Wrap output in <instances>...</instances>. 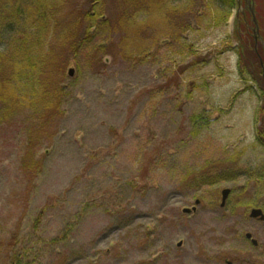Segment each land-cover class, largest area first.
Listing matches in <instances>:
<instances>
[{"label":"rangeland","instance_id":"374dc122","mask_svg":"<svg viewBox=\"0 0 264 264\" xmlns=\"http://www.w3.org/2000/svg\"><path fill=\"white\" fill-rule=\"evenodd\" d=\"M96 1L111 23L87 42ZM171 1L49 0L65 98L50 117L0 123V264L25 248L30 264H264V221L249 216L264 210L250 177L264 90L240 72L254 54L237 53L254 24L221 0Z\"/></svg>","mask_w":264,"mask_h":264},{"label":"trees","instance_id":"16d2710c","mask_svg":"<svg viewBox=\"0 0 264 264\" xmlns=\"http://www.w3.org/2000/svg\"><path fill=\"white\" fill-rule=\"evenodd\" d=\"M221 1L229 8L237 6V0ZM64 2L61 0V3ZM54 4L56 6V0ZM24 5L28 6L27 19L23 13ZM146 5L149 7L148 3ZM96 6L98 9L87 13L88 17H85L87 32L93 28L107 30L109 27L110 20L103 13L102 2L96 1ZM40 7L43 14L37 16L36 8ZM165 8L171 11L173 7L167 5ZM50 9L49 0H0V123L18 111L28 113L37 120L61 110L65 98L60 62L62 53L56 51L59 50L58 38L53 39L54 28L56 30L59 24L52 28V38L44 32L50 26V18L55 15L54 12L49 13ZM252 53L257 64L252 65L249 71L242 68L240 72L244 77L250 74L257 84H261L264 82V71L257 54L254 51ZM201 118L195 117L196 122ZM258 139L264 144L263 128L258 132ZM251 175V178L255 176L264 182V169ZM25 253L26 248L21 254L14 255L12 264H30L25 261Z\"/></svg>","mask_w":264,"mask_h":264},{"label":"bare ground","instance_id":"6f19581e","mask_svg":"<svg viewBox=\"0 0 264 264\" xmlns=\"http://www.w3.org/2000/svg\"><path fill=\"white\" fill-rule=\"evenodd\" d=\"M259 13V12H258ZM43 14V9L40 7V8H36V14L35 15H37V16H41ZM257 16V18H258V14L256 15ZM263 18H264V14H263ZM98 29L97 28H95V31H88L86 34H85V39H86V41L87 42H90L91 41V38L93 37V33H96V31H97ZM98 33H102V32H100L99 30H98ZM250 37L251 36H248L247 37V41H246V43H242L241 42V44H240V47H239V49H237V53L239 54V56L241 55L243 58H246L247 60H248V58H249V55H248V53L249 52H255L256 54L258 53L259 54V51H258V49H257V45L260 43V45H264V41L263 40H260V39H257V38H251L250 39ZM242 40V39H241ZM246 44H247V52L245 53V51L243 50V48H245V46H246ZM248 44H250V47L248 48ZM107 45V42H101V47H100V45H98V48L100 47V48H103L104 46H106ZM103 46V47H102ZM59 48V50L58 49H56V51L58 52V51H60V53H62V50H61V47H58ZM243 50V51H242ZM262 58L264 59V56H262ZM261 57H260V61H261V66H262V68H263V71H264V60L262 59ZM239 63L241 64V60L239 61ZM257 63L255 62V64H252V65H256ZM260 68V67H259ZM67 75H68V77H70L69 76V74H68V72H67ZM264 75V74H263ZM244 76V75H243ZM70 78H72V77H70ZM245 81H250V82H253L254 83V85L258 88V89H261V90H264V82H262L261 84H257L252 78H248V76L247 77H242ZM262 110V109H261ZM263 114H264V106H263ZM262 115V114H261ZM256 120H258V117L256 118ZM264 125V124H263ZM263 129H264V126L262 127ZM261 129V128H260ZM260 129L258 130V132L260 131ZM258 132H257V142L261 145V146H263L264 147V144L261 142V141H259V139H258ZM261 169H259V170H254V169H252V172L251 173H255V172H258V171H260V170H262V169H264V166H262V167H260ZM204 179H201V181H203ZM203 182H206V180L205 181H203ZM199 200V203H197V201ZM201 204V200L200 199H197L196 200V202H195V205L193 206V207H190V209H193L194 207H196V209L195 210H192V212H190V213H187V212H184V209H183V212L184 213H186V214H188V215H190V214H194V213H196L197 212V210H198V207H199V205ZM221 206H222V203H221ZM222 207H224V206H222ZM186 208H189V207H186ZM258 208H260V207H258ZM260 209H262V208H260ZM263 210V209H262ZM263 212H264V210H263ZM250 218H252V219H258V220H260V221H264V220H262V219H260L259 217H252L251 216V211H250ZM257 241H258V244H260V241L258 240V239H256Z\"/></svg>","mask_w":264,"mask_h":264},{"label":"water","instance_id":"95a60500","mask_svg":"<svg viewBox=\"0 0 264 264\" xmlns=\"http://www.w3.org/2000/svg\"><path fill=\"white\" fill-rule=\"evenodd\" d=\"M252 12H254V9L252 8L251 9ZM254 21L255 23L257 24L256 26L258 27V23H257V20L254 18ZM68 74L70 77H75L76 76V69L75 67H70L69 70H68ZM231 193V189L230 188H225L223 191H222V206H225L226 205V201L229 197ZM197 203H199V200L197 201ZM196 207H194L193 209H190V208H185L184 209V212H187V213H190L192 212V210H195ZM251 216L252 217H259L260 219L264 220V212L262 209L260 208H254L252 209L251 211ZM248 237L249 238H252V234H248ZM253 242L255 245H258V241L256 239H253ZM183 242H179V246H182Z\"/></svg>","mask_w":264,"mask_h":264},{"label":"flooded vegetation","instance_id":"af4514ba","mask_svg":"<svg viewBox=\"0 0 264 264\" xmlns=\"http://www.w3.org/2000/svg\"><path fill=\"white\" fill-rule=\"evenodd\" d=\"M240 1V0H239ZM243 1V4H244V7L246 6V5H251V1H253L254 3H255V5L257 4L256 2H257V0H242ZM259 12V11H258ZM251 232H247L246 233V235H245V237H246V239L248 240V241H250V242H252V244H253V246H255V247H258L259 246V244L258 245H255L254 244V242H253V238H255L254 237V235H253V237L252 238H249L248 237V234H250ZM183 246V245H182ZM234 264L232 261H229V260H227V264Z\"/></svg>","mask_w":264,"mask_h":264}]
</instances>
